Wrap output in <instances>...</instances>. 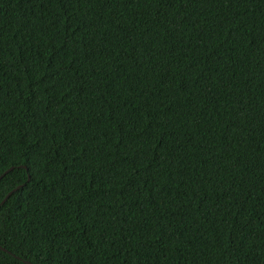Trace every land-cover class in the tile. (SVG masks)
Wrapping results in <instances>:
<instances>
[{"label":"trees","instance_id":"1","mask_svg":"<svg viewBox=\"0 0 264 264\" xmlns=\"http://www.w3.org/2000/svg\"><path fill=\"white\" fill-rule=\"evenodd\" d=\"M11 168L0 264H264V0H0Z\"/></svg>","mask_w":264,"mask_h":264},{"label":"water","instance_id":"2","mask_svg":"<svg viewBox=\"0 0 264 264\" xmlns=\"http://www.w3.org/2000/svg\"><path fill=\"white\" fill-rule=\"evenodd\" d=\"M12 170V168L10 169V170H8L7 172H5L2 176H0V180L7 174V173H9L10 171ZM12 193H13V191L12 192H10L7 196H6V198L4 199V201L2 202V204H4L7 200H8V198L12 195ZM1 204V205H2ZM5 250V249H4ZM25 263L26 264H31L30 262H28V261H25Z\"/></svg>","mask_w":264,"mask_h":264}]
</instances>
